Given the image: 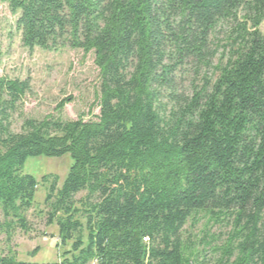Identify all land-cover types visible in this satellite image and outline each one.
Here are the masks:
<instances>
[{
	"label": "trees",
	"instance_id": "obj_1",
	"mask_svg": "<svg viewBox=\"0 0 264 264\" xmlns=\"http://www.w3.org/2000/svg\"><path fill=\"white\" fill-rule=\"evenodd\" d=\"M0 2L23 48L92 52L99 74L95 120L18 131L6 111L28 84L0 79V234L29 231L27 160L68 156L44 199L63 249L47 264H264V0ZM202 220L225 231L200 240L211 262L185 237ZM0 264L29 263L8 250Z\"/></svg>",
	"mask_w": 264,
	"mask_h": 264
},
{
	"label": "rangeland",
	"instance_id": "obj_2",
	"mask_svg": "<svg viewBox=\"0 0 264 264\" xmlns=\"http://www.w3.org/2000/svg\"><path fill=\"white\" fill-rule=\"evenodd\" d=\"M17 18L18 14H12L7 5L0 2V79L28 84V91L16 103L14 110L6 111L10 130L18 131L25 119L95 120L99 114V74L93 53L85 54L67 47L50 51L23 48L20 32L15 26ZM259 30L264 36V22ZM223 39V36H219L218 43L215 41L212 46L217 52L214 64H217L223 50ZM192 78L190 73L184 76V88ZM61 103L63 106L59 109ZM71 165L68 156L27 160L23 174L35 177L39 182L34 207L27 214L29 231L25 233L15 229L9 239L0 234V254L10 250L16 254L18 261L29 264L55 263L59 260L63 249L58 246L56 227L47 225L44 199L52 178L58 179L60 187ZM42 177L47 178L45 183H41ZM83 196L85 193L78 194L76 199ZM191 224L184 227L185 237L205 257L206 262H211L213 256L200 240L212 235L216 238L212 243L220 245L225 239V231L211 224L204 229V220ZM205 241L209 242V237H205Z\"/></svg>",
	"mask_w": 264,
	"mask_h": 264
}]
</instances>
